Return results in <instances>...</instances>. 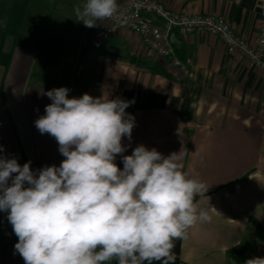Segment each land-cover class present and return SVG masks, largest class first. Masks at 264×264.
I'll return each mask as SVG.
<instances>
[{
    "label": "crops",
    "instance_id": "1",
    "mask_svg": "<svg viewBox=\"0 0 264 264\" xmlns=\"http://www.w3.org/2000/svg\"><path fill=\"white\" fill-rule=\"evenodd\" d=\"M158 1L187 15H221L250 44L264 24V0ZM85 2L0 0V158L31 162L37 175L60 166L58 142L35 126L52 103L49 90L130 101L125 112L135 126L131 140L122 138L118 168L144 145L165 157L175 153L188 178L208 186L194 203L211 220L173 241L174 264H230L227 250L241 242L250 259L264 258L248 222L264 225V71L228 53L217 36L196 31L176 51L189 69L183 75L131 31L103 41V20L92 28L77 20L74 9ZM8 214L0 211V264H25Z\"/></svg>",
    "mask_w": 264,
    "mask_h": 264
},
{
    "label": "clouds",
    "instance_id": "2",
    "mask_svg": "<svg viewBox=\"0 0 264 264\" xmlns=\"http://www.w3.org/2000/svg\"><path fill=\"white\" fill-rule=\"evenodd\" d=\"M74 11L92 28L113 18L118 4L86 0ZM68 92L47 91L52 103L35 121L41 134L58 142L65 157L59 167L37 175L31 162L0 158V211L9 213L16 251L25 264H174L173 241L211 220L194 203L208 186L188 178L175 153L165 157L144 145L123 156L119 169L122 138L131 140L135 126L125 112L132 102L89 94L70 99ZM245 264H264V258Z\"/></svg>",
    "mask_w": 264,
    "mask_h": 264
},
{
    "label": "built area",
    "instance_id": "3",
    "mask_svg": "<svg viewBox=\"0 0 264 264\" xmlns=\"http://www.w3.org/2000/svg\"><path fill=\"white\" fill-rule=\"evenodd\" d=\"M117 4V14L103 20V41L126 29L137 34L149 51L168 59L173 67L188 75L189 69L177 57L176 51L185 36L202 31L217 36L228 53H237L264 71V24L258 29L255 43L250 44L221 15H187L170 10L158 0H117Z\"/></svg>",
    "mask_w": 264,
    "mask_h": 264
},
{
    "label": "trees",
    "instance_id": "4",
    "mask_svg": "<svg viewBox=\"0 0 264 264\" xmlns=\"http://www.w3.org/2000/svg\"><path fill=\"white\" fill-rule=\"evenodd\" d=\"M248 222L253 227L255 237L264 243V225L253 217H250ZM227 256L230 264H245V261L250 259V250L247 244L241 242L230 247L227 250Z\"/></svg>",
    "mask_w": 264,
    "mask_h": 264
},
{
    "label": "rangeland",
    "instance_id": "5",
    "mask_svg": "<svg viewBox=\"0 0 264 264\" xmlns=\"http://www.w3.org/2000/svg\"><path fill=\"white\" fill-rule=\"evenodd\" d=\"M253 228V227H252Z\"/></svg>",
    "mask_w": 264,
    "mask_h": 264
}]
</instances>
